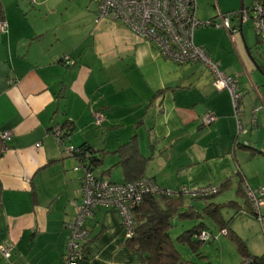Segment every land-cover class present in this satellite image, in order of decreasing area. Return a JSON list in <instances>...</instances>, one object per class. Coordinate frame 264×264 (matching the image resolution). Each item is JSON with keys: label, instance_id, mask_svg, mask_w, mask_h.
I'll return each instance as SVG.
<instances>
[{"label": "crops", "instance_id": "1", "mask_svg": "<svg viewBox=\"0 0 264 264\" xmlns=\"http://www.w3.org/2000/svg\"><path fill=\"white\" fill-rule=\"evenodd\" d=\"M45 1L0 0V132L10 136L0 155V245L10 250L8 257L0 254V264H63L67 223L83 197V169L74 170L80 160L70 146L91 147L100 157L95 174L119 184L140 177L171 190L226 183L218 193L234 188L242 201L243 184L254 192L264 188V173L243 165L247 155L264 157V60L253 54L244 22L232 35L223 29L193 32L195 44L237 78L236 117L229 91L214 87L201 62L165 59L120 20L95 21L96 7L88 2L87 12L79 4L77 23L49 20L48 13L37 24L29 21V8ZM54 7L58 12L60 6ZM220 13L226 14L207 17L196 10L199 20H216ZM65 55L72 65L62 60ZM208 112L216 120L205 125ZM56 127L69 128L60 140ZM183 195L184 207L205 203ZM85 226L86 257L79 264H142L116 209H95Z\"/></svg>", "mask_w": 264, "mask_h": 264}, {"label": "built area", "instance_id": "2", "mask_svg": "<svg viewBox=\"0 0 264 264\" xmlns=\"http://www.w3.org/2000/svg\"><path fill=\"white\" fill-rule=\"evenodd\" d=\"M33 2V0H27ZM96 4L95 21L104 18H112L123 22L131 31L141 38L152 42L159 50L162 57L179 64L191 62H201L210 72L213 85L216 89H227L232 97L235 108V115L238 116L240 93L238 80L236 77L225 73L214 62L205 49L195 44L193 32L196 28L205 25L223 27L229 35L239 32V24H231L233 17H238L239 22L252 20L255 34L264 42V7L256 5L252 11L242 6L239 10L219 14L220 21L206 20L201 21L196 16V0H92ZM250 13V14H249ZM5 28V23L0 20V29ZM67 64L72 65L73 61L67 56H63ZM216 120L212 113H206L202 117V123L208 125ZM95 122H100V117L95 116ZM238 132H243L240 121H237ZM54 132L57 138L63 136L61 128L56 127ZM0 137L6 141L9 139L8 132H1ZM60 140V139H59ZM69 151L73 154L77 148L70 146ZM82 152L79 154V156ZM79 168L83 169L81 178L82 203L76 207L74 219L67 223L70 237L67 243L63 264H79L84 247L82 243L88 238V230L85 226L86 221L93 215L97 208L116 209L121 217V221L126 228V236L134 235L135 217L133 207L140 204L146 194L151 195H175L177 192L191 197L205 196L217 193L218 187L215 185H204L187 190L182 187L179 190H171L158 186L152 179L140 177L132 182L122 184L110 181L107 178L98 176L93 170L83 166L79 161ZM247 197L251 201L253 213L264 228V213L260 207L264 199V188L254 192L243 184ZM209 233L202 230L197 239L205 242L209 238ZM9 246L0 245V254L4 257L9 256Z\"/></svg>", "mask_w": 264, "mask_h": 264}, {"label": "trees", "instance_id": "3", "mask_svg": "<svg viewBox=\"0 0 264 264\" xmlns=\"http://www.w3.org/2000/svg\"><path fill=\"white\" fill-rule=\"evenodd\" d=\"M257 4L264 7V0H252V2L245 7H247L249 11H252ZM2 14L0 6V19ZM256 38L258 42H262L258 35H256ZM261 70L262 73H264V68H261ZM68 129L63 131V135L67 134ZM129 145L130 143L127 148L128 151H130L128 155L131 153V155H133V148L135 147L133 145ZM3 146L4 140L0 137V155ZM76 148L78 151L74 153L75 155L79 156L82 152L79 156V160L83 163V166L93 170V167L100 162V157L95 155L93 149L89 146L80 145ZM241 180L242 177L240 182ZM225 184L226 183L222 184L218 188L217 193L225 187ZM238 192H242L244 195L242 205H238L235 201H228L226 203L211 202L210 199L217 194L214 193L201 197L190 196V200H202L206 204L204 203L203 206H196L191 203L188 207H184L183 205L184 195L181 192H177L175 195L146 194L143 197L142 202L134 206L132 209L136 223L134 226V235L131 239H129L132 244H134L133 248H136L142 256V264H176L178 261L182 260L178 251L175 249L170 235V230L174 227L172 223V219L174 217H177L179 220H197V223L194 224L192 228L186 229L176 237V241L189 246L191 249L195 250L198 244L204 243L197 239V235L202 230H206V224L203 219L210 218L214 221V223H216L217 228H219L221 232L235 240L237 249L243 258L242 263L253 261L255 264H264V254L259 256L251 254L247 249L245 241L230 229L229 223L231 221V217L227 220L223 218L222 209L224 207L234 208L237 206V208H235V212H240L242 210L245 213L254 214L251 201L247 197L243 185L242 187H239ZM92 216L90 218H92ZM86 242L82 243L84 251L79 259L80 261L86 257Z\"/></svg>", "mask_w": 264, "mask_h": 264}, {"label": "rangeland", "instance_id": "4", "mask_svg": "<svg viewBox=\"0 0 264 264\" xmlns=\"http://www.w3.org/2000/svg\"><path fill=\"white\" fill-rule=\"evenodd\" d=\"M3 1L7 2L8 0H2V2ZM74 1L76 3H73ZM86 2L90 4V7H96V4L92 0H46L41 4V7L39 8L38 5L35 6L34 10H32V8H29L31 9V11L27 12L26 16L28 20L34 22V24H37L39 23V21L44 20L43 18H45L47 13L52 14L48 17L49 20L55 19L57 18V16H59L60 19L63 20V22L77 23L80 19L78 17H75V14L79 13L82 9L79 4L83 6L84 11H90V8L88 9L86 7ZM239 2L240 0H196V10L199 15L210 17L214 14L219 13L220 10L223 13H226L227 11L230 12L232 10L236 11L237 9H239ZM243 2L247 6V4L251 2V0H243ZM68 3L72 5H68V7L65 9L64 4ZM25 4L27 6L28 3ZM54 6H60V8H58V12L57 8ZM228 14L231 16L233 13L231 12ZM82 15L83 18H85V15ZM207 17L206 19H201V21L208 20ZM216 20L217 22L220 21L219 15H217ZM230 22L231 24H233V22H236L238 24L239 18L234 17ZM207 29H223L225 31L223 27L205 25L197 28V32L198 30L206 31ZM244 31L246 37L251 40L253 54H255L258 58H262V60H264V42H256L257 38L250 18L247 21H244ZM255 107H253V109ZM241 134L242 132H240L239 135ZM243 165L249 170H255L260 171V173H264V157L258 159H250L247 155L245 156ZM116 174L118 176V173ZM234 191V188L225 190V192L215 195L212 200L220 201L227 200L229 198H235L240 202H243V199L241 197H237ZM260 210L262 213H264V203H262ZM222 215L225 220H227L230 216L232 217L229 223L230 229L245 241L247 249L251 254L258 256L264 254V228H262L259 220L255 216L249 213L234 211L232 213L224 211ZM203 220L206 224V231L209 233V238L204 243L198 244L195 250L191 249L189 246L183 243L176 241V237L186 229L192 228V226L197 223V220L190 219L179 221L178 219L174 221V227H172L170 235L175 249L178 251L182 259L176 264H241L243 258L237 249L235 240L231 239L228 235H225V233L221 232L219 228H217L216 223H214V221L210 218H205Z\"/></svg>", "mask_w": 264, "mask_h": 264}, {"label": "water", "instance_id": "5", "mask_svg": "<svg viewBox=\"0 0 264 264\" xmlns=\"http://www.w3.org/2000/svg\"><path fill=\"white\" fill-rule=\"evenodd\" d=\"M240 8H242V2H240ZM241 264H255L253 261L243 262Z\"/></svg>", "mask_w": 264, "mask_h": 264}]
</instances>
